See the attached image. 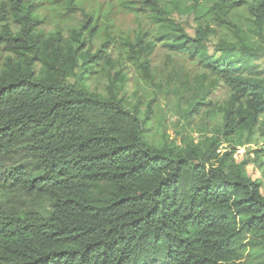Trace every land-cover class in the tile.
Returning <instances> with one entry per match:
<instances>
[{
    "label": "trees",
    "instance_id": "obj_1",
    "mask_svg": "<svg viewBox=\"0 0 264 264\" xmlns=\"http://www.w3.org/2000/svg\"><path fill=\"white\" fill-rule=\"evenodd\" d=\"M111 1L63 0L83 17L45 32L32 0H0V264H264L263 182L220 150L264 135V0H196L192 33L160 0ZM115 6L154 26L125 43L146 85L157 41L194 63L180 94L127 98L121 71L90 89ZM200 19L231 33L212 53ZM170 94L184 120L172 139L158 112Z\"/></svg>",
    "mask_w": 264,
    "mask_h": 264
},
{
    "label": "rangeland",
    "instance_id": "obj_2",
    "mask_svg": "<svg viewBox=\"0 0 264 264\" xmlns=\"http://www.w3.org/2000/svg\"><path fill=\"white\" fill-rule=\"evenodd\" d=\"M100 2H109V0H99ZM36 4L40 22L37 24L43 28L45 32L64 27L72 22L79 21L83 16L79 9L74 12H68L63 6V0H32ZM115 1L112 0L111 4ZM164 11L176 21L184 24L186 30L192 33V28L195 25V18L199 17L200 4L199 1L196 5V0H160ZM246 3L234 7V14L239 15L238 20H241L248 14L246 11ZM107 23V31L117 41L113 46H109L108 52L111 57V63L106 64L103 69L96 68L97 73L89 79L88 84L90 89L107 91L110 86V79L114 74L121 71L126 75V80L123 85L122 93H125L127 98H130L133 93L137 95H147L154 90V84L161 83V91H156V95L162 91H169L170 93L182 92L180 80L183 78L184 73L192 72L196 69L193 62L182 54L171 51L167 46H163L160 41L156 42L155 48L151 55L147 58L150 60V70L152 78L151 84L146 85L144 79L141 78L138 71L133 66L125 54L126 41H133L134 37L139 32L150 30L146 35L145 40L152 39V29L154 26L148 24L147 20L140 16L137 18L131 12H121L115 6L110 15ZM203 26L209 23L214 27L212 22H206L204 19L199 20ZM243 21V20H242ZM110 23V25H109ZM1 28V20H0ZM217 32L210 36L209 39V52H213V45L219 40L231 35L227 29L223 27H214ZM9 49L3 39H0V64L9 56ZM226 91L222 86L217 85L214 89V95L219 96L220 101L224 99ZM152 97V95H150ZM143 107L146 105V100L142 98ZM176 101V95L170 94L169 98L161 96V110L160 124L164 128L170 139L176 137V131H183L182 125L183 118L179 113L175 112L172 104ZM157 109V108H156ZM198 118H195L197 120ZM195 130L193 135L196 134ZM178 142V140H177ZM220 150H232L233 158L246 168L247 173L252 179H261L264 187V154L259 158L263 162L261 167L254 163L253 150H258L260 153L264 150V135L257 134V136L250 142L244 145L236 146L235 148L228 143H222Z\"/></svg>",
    "mask_w": 264,
    "mask_h": 264
},
{
    "label": "bare ground",
    "instance_id": "obj_3",
    "mask_svg": "<svg viewBox=\"0 0 264 264\" xmlns=\"http://www.w3.org/2000/svg\"><path fill=\"white\" fill-rule=\"evenodd\" d=\"M216 187V186H215Z\"/></svg>",
    "mask_w": 264,
    "mask_h": 264
}]
</instances>
